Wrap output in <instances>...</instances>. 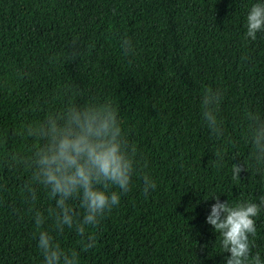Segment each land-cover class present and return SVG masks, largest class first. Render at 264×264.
<instances>
[{"label": "trees", "instance_id": "obj_1", "mask_svg": "<svg viewBox=\"0 0 264 264\" xmlns=\"http://www.w3.org/2000/svg\"><path fill=\"white\" fill-rule=\"evenodd\" d=\"M251 2L0 0V264H39L21 195L27 174L9 169L6 157L27 151L31 122L92 101L116 107L157 187L145 197L143 172L133 176L129 193L93 229L96 246L81 250V264H221L228 253H217L205 221L210 196L223 190L219 199L231 201L257 189L243 169L233 180L231 143L225 167L211 165L217 142L201 121L200 96L223 90L220 115L233 139L244 106L264 109V33L243 36ZM257 227L252 250L264 256V215ZM78 240L72 232L61 237L69 247Z\"/></svg>", "mask_w": 264, "mask_h": 264}, {"label": "clouds", "instance_id": "obj_2", "mask_svg": "<svg viewBox=\"0 0 264 264\" xmlns=\"http://www.w3.org/2000/svg\"><path fill=\"white\" fill-rule=\"evenodd\" d=\"M243 27L245 40L255 41L258 33H264V0H252ZM120 47L129 53L132 42L124 38ZM223 99L220 88L205 89L200 96L201 121L217 142L211 150V165L225 167L228 154L224 148L231 143L233 180L240 179L242 169L247 171L257 194L221 201L218 194L223 190L214 192L210 197L215 202L205 221L216 234L217 253H228L221 264H264V256L252 250L257 219L264 215V109L244 106L233 129L238 139H233L220 115ZM25 135L32 141L27 151L9 155L5 163L9 169H24L27 174L21 195L34 225L39 264H81V250L96 246L93 229L129 193L138 171L143 172L141 191L145 197L157 187L156 179L144 172L146 164L128 142L117 109L110 102H69L31 122ZM237 143L243 152L235 150ZM43 200L51 202L50 206L41 207ZM66 232L79 237L76 247L62 243Z\"/></svg>", "mask_w": 264, "mask_h": 264}]
</instances>
